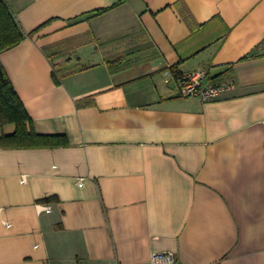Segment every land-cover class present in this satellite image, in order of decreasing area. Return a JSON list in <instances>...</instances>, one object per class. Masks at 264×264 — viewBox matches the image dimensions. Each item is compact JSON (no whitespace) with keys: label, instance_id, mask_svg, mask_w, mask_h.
Listing matches in <instances>:
<instances>
[{"label":"crops","instance_id":"0c3cea01","mask_svg":"<svg viewBox=\"0 0 264 264\" xmlns=\"http://www.w3.org/2000/svg\"><path fill=\"white\" fill-rule=\"evenodd\" d=\"M3 1L0 62L69 145L0 146V264H264V0Z\"/></svg>","mask_w":264,"mask_h":264},{"label":"trees","instance_id":"16d2710c","mask_svg":"<svg viewBox=\"0 0 264 264\" xmlns=\"http://www.w3.org/2000/svg\"><path fill=\"white\" fill-rule=\"evenodd\" d=\"M106 11H95L77 17L70 21V25L79 24L85 20L99 16ZM29 36H32V34ZM25 39L26 35L17 25L9 7L3 0H0V53L16 47ZM81 70H83V67L78 68L76 72ZM55 79L57 81L60 80V76L56 73ZM7 126H13L14 131L10 134L6 133L5 128ZM0 131V146L3 149H41L69 145V139L66 135H43L37 132L34 120L25 108L1 62ZM52 200V198L46 199L45 202L49 203Z\"/></svg>","mask_w":264,"mask_h":264},{"label":"built area","instance_id":"2783aa9c","mask_svg":"<svg viewBox=\"0 0 264 264\" xmlns=\"http://www.w3.org/2000/svg\"><path fill=\"white\" fill-rule=\"evenodd\" d=\"M205 73H184L179 79V87L181 96L184 98L199 97L203 101H214L225 94H228L236 89L233 84L217 83L211 86H204L202 78ZM80 185L84 184V179H79ZM46 211H51L49 205L43 207ZM169 260L166 263L165 260ZM175 254L172 252L164 254H154L151 264H174Z\"/></svg>","mask_w":264,"mask_h":264},{"label":"rangeland","instance_id":"374dc122","mask_svg":"<svg viewBox=\"0 0 264 264\" xmlns=\"http://www.w3.org/2000/svg\"><path fill=\"white\" fill-rule=\"evenodd\" d=\"M12 132H13V127H12V126L8 127V128H7V133L10 134V133H12Z\"/></svg>","mask_w":264,"mask_h":264}]
</instances>
